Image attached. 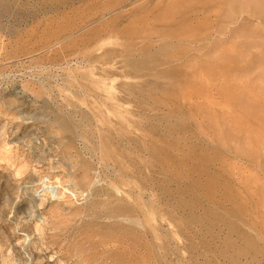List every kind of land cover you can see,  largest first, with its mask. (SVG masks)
<instances>
[{
    "label": "rangeland",
    "instance_id": "obj_1",
    "mask_svg": "<svg viewBox=\"0 0 264 264\" xmlns=\"http://www.w3.org/2000/svg\"><path fill=\"white\" fill-rule=\"evenodd\" d=\"M65 1L0 0V264H264V0Z\"/></svg>",
    "mask_w": 264,
    "mask_h": 264
},
{
    "label": "bare ground",
    "instance_id": "obj_2",
    "mask_svg": "<svg viewBox=\"0 0 264 264\" xmlns=\"http://www.w3.org/2000/svg\"><path fill=\"white\" fill-rule=\"evenodd\" d=\"M36 1H40L41 2L40 4H42V9H43L44 12H53V11H56L60 7L63 8L65 6V4L67 3L65 0H36ZM67 1H69V0H67ZM9 7H10V5H9Z\"/></svg>",
    "mask_w": 264,
    "mask_h": 264
}]
</instances>
